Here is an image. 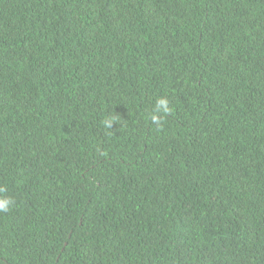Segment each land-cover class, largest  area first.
<instances>
[{
    "label": "trees",
    "instance_id": "trees-1",
    "mask_svg": "<svg viewBox=\"0 0 264 264\" xmlns=\"http://www.w3.org/2000/svg\"><path fill=\"white\" fill-rule=\"evenodd\" d=\"M0 189V264H264V0H0Z\"/></svg>",
    "mask_w": 264,
    "mask_h": 264
},
{
    "label": "clouds",
    "instance_id": "clouds-1",
    "mask_svg": "<svg viewBox=\"0 0 264 264\" xmlns=\"http://www.w3.org/2000/svg\"><path fill=\"white\" fill-rule=\"evenodd\" d=\"M172 112L170 102L166 97H160L157 99L154 110L150 113V119L153 124L158 128L163 126V119ZM105 128H112L113 124L116 123L115 117L108 118L102 121ZM3 191V189H0ZM14 200L11 198H0V212H7L13 206Z\"/></svg>",
    "mask_w": 264,
    "mask_h": 264
}]
</instances>
